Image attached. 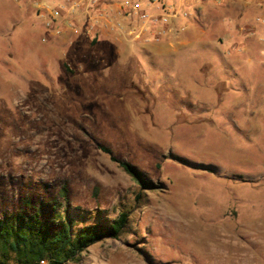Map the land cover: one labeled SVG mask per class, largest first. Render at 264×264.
<instances>
[{
    "label": "rangeland",
    "instance_id": "374dc122",
    "mask_svg": "<svg viewBox=\"0 0 264 264\" xmlns=\"http://www.w3.org/2000/svg\"><path fill=\"white\" fill-rule=\"evenodd\" d=\"M137 1L0 0V217L126 212L65 264H264V0H154L159 39Z\"/></svg>",
    "mask_w": 264,
    "mask_h": 264
},
{
    "label": "trees",
    "instance_id": "16d2710c",
    "mask_svg": "<svg viewBox=\"0 0 264 264\" xmlns=\"http://www.w3.org/2000/svg\"><path fill=\"white\" fill-rule=\"evenodd\" d=\"M98 148L141 188L150 186L137 167L114 156L106 146L98 144ZM126 218V212L122 211L109 223H91L74 230L73 219L66 211L62 217L50 219L42 207L26 206L17 213L0 217V259L12 255L15 264H33L40 258H47L51 264H65L90 244L106 237L117 238Z\"/></svg>",
    "mask_w": 264,
    "mask_h": 264
},
{
    "label": "built area",
    "instance_id": "2783aa9c",
    "mask_svg": "<svg viewBox=\"0 0 264 264\" xmlns=\"http://www.w3.org/2000/svg\"><path fill=\"white\" fill-rule=\"evenodd\" d=\"M113 14L116 18L113 25L125 32L128 21H131L132 13L140 22V30H149L155 39H159L169 31V24L173 16L171 10L164 3L156 4L154 0H147L146 4L137 2H125L119 5ZM133 33L132 29L127 30ZM138 37V35L136 36ZM33 264H51L47 258H40Z\"/></svg>",
    "mask_w": 264,
    "mask_h": 264
}]
</instances>
